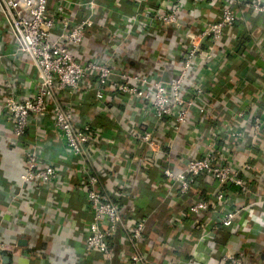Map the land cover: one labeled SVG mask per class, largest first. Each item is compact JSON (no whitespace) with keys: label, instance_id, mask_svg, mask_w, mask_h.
I'll return each instance as SVG.
<instances>
[{"label":"built area","instance_id":"obj_1","mask_svg":"<svg viewBox=\"0 0 264 264\" xmlns=\"http://www.w3.org/2000/svg\"><path fill=\"white\" fill-rule=\"evenodd\" d=\"M240 1L243 0H130V3L127 0H106L107 4L100 6L99 0H0L2 26L14 39L16 52L28 56L37 78L36 89L29 98L18 100L15 96H8L0 100V118L11 124L14 142L23 150L22 183L43 184L58 189L59 171L41 163L47 152L45 150L51 148L46 146L48 148L42 151L44 146L40 143L43 130L47 132L46 127H42L43 121L50 118L49 122L58 133L64 150L62 157L67 156L66 150L72 155L77 166V179L83 188L88 213L87 220H84V252L97 253L105 260L113 258L116 254L110 241L120 227L133 250L129 254L119 255L120 264H145V255L139 252L138 245L146 228L138 216L128 224L122 221L124 209L116 200L118 194L102 184L109 178L99 175L93 164L89 165L88 160L93 155L102 160H108L111 156L116 158V141L109 139L104 143L93 120L87 116L79 120L70 108L71 104L61 102L62 97L68 96L70 99V94L81 97L83 92L88 94L91 91L95 104L88 110L102 112L106 109L109 92L117 93V102L122 107L118 118H126L129 110L138 109L140 105L142 112L151 120L139 126L131 136L132 146H136L134 149L143 152L130 160L135 162L133 166L141 163V167L132 172L125 165L126 168L124 166L120 173L122 182L134 173L147 179L146 172L151 169L153 178L150 186H162L166 202L175 198L174 193L185 196L194 191L196 180L204 182L208 179L211 185L206 186L213 189L216 203H224L226 196V192L218 191L219 188L235 186L240 195L248 199L247 202L255 198L264 207V168L261 172L255 164H234L229 156L222 157L223 150L218 145L222 140L220 135L211 136L206 142L189 136L195 127L191 121L193 111L197 110L204 119L208 117L207 98H216L214 92L222 85L221 78L227 74L220 66H227L228 63L237 66V62L245 64L249 60L234 45L239 39L236 34L231 36L233 43L224 46V36L237 22L236 6ZM119 4L129 10L122 9ZM210 6L218 9L219 18L214 22L197 20L196 13ZM244 6L255 16L264 17V0H246ZM76 10L84 11L85 16L79 21H72L69 11ZM104 10L107 15V19H104L107 23L105 37L118 38L111 46L112 52H118L125 46L123 40L127 38L136 43L141 55L151 50L146 44L148 39L156 37L165 40L152 51L156 52V63L172 67L169 79H160L157 72L149 75L122 70L116 72L113 70L116 69L114 62L122 60L119 56L97 54L95 60L78 58L80 48L88 40L87 34L95 25L102 26L99 15ZM169 39H173L175 47L169 44ZM166 42L169 46L163 52L162 46ZM248 45L243 43V49H247ZM106 46L103 44L102 49ZM219 46L226 48L218 51ZM231 58H235L234 62ZM198 67L210 71L217 68L220 71L212 77L196 75ZM237 105V110L232 111V124L223 133L240 141L239 128L242 127L241 123L244 124L249 110L243 107L242 102ZM251 122V132L263 134V119L254 117ZM183 130L185 141L181 146L184 155L178 159L173 152L177 145L176 138L182 137ZM203 143L206 146L201 151ZM164 150L169 152L166 154L169 164L163 168L159 164L165 155ZM259 184L263 186V195L257 199ZM209 207L208 201L193 197L179 218H198L196 216H201ZM214 221L213 224H216L211 226L206 224V219H200L202 229H198L200 224L189 221L198 232V244L192 253L194 260L198 259V249L209 239L213 230L225 229L228 234L236 229L238 232L250 231L249 221L252 226L259 225V230H262L264 212L253 211L249 206L230 209L224 205ZM2 248L0 244V252ZM218 251L221 264H246L241 243L233 250L219 248Z\"/></svg>","mask_w":264,"mask_h":264},{"label":"crops","instance_id":"obj_2","mask_svg":"<svg viewBox=\"0 0 264 264\" xmlns=\"http://www.w3.org/2000/svg\"><path fill=\"white\" fill-rule=\"evenodd\" d=\"M245 1L238 2L236 6L238 12L236 24L238 27L240 24L247 34L248 40L245 43L249 45L242 51L245 57H249V60L245 64L237 62V66L233 63L232 66L229 63L227 66H220L227 74L221 78L222 85L215 90V92L218 91L217 95L214 92L216 98H207L209 104L206 116L208 117L204 119L197 110H194L191 121L195 127L192 128L193 131L189 136L199 140L203 139V142H206L211 139V136L220 135L222 140L218 145L223 150L222 157L229 156L234 164H255L256 169L263 172L264 131H262L263 134L255 135L250 130V124L254 117H261L264 121V17L252 14L251 10L244 6ZM127 2L130 3V0ZM98 4L106 5L107 2L99 0ZM119 6L125 10L127 8L123 4H119ZM69 14L72 21H79L85 16V12L82 10L69 11ZM99 16H101L102 26L95 25L93 30L87 34L88 40L80 48L78 58L80 60H95L97 54L119 56L122 57V60L114 62L116 72L121 68H125L122 70L124 72L141 75L151 74L150 70L154 72L153 66L159 63H156V52L153 51L165 40L162 38L158 40L156 37L148 39L146 44L151 50L141 55L139 54L140 48L136 46V43L127 38L123 40L126 43L125 46L121 47L118 52H112L111 46L118 38L105 37L107 34V23L104 21L105 18L107 19L106 10L102 11ZM196 16L197 20L211 22L215 19L216 21L219 18V11L215 6H210L198 11ZM2 25L3 22L0 18V100L8 96H15L18 100L29 98L37 86L36 72L33 70L28 56L16 52L14 39ZM237 30L233 27L227 31L224 36L227 46L233 43L231 40L233 34H236L237 37L242 35V32ZM103 44L107 46L102 49ZM259 53L260 55L257 57ZM239 70L241 71L239 72ZM218 71L220 70L217 68L210 71L198 67L195 74L212 77ZM239 77L241 79L237 82ZM210 84L212 85L213 81ZM88 94H91V91ZM69 96L70 99L67 96L60 100L65 105L71 104L70 108L75 112V115H78L79 120L83 116H87L94 123L100 124L97 127L104 143L109 139L116 141L115 146H117L114 147L116 158L111 156L108 160H102L101 157L97 158L93 155L91 160H88L89 165L93 164L99 175L102 174L109 178L106 182L104 181L106 189L115 192L116 189L121 188L124 192L122 196L129 198L138 193L140 183L145 181L150 185L153 172H146L147 179L136 173L125 182L120 179V173L125 165H128L132 172L136 171L135 168H139L136 164L133 166L135 162L127 160V155L129 154L130 157L133 154L131 152H134L138 156L143 152V150L139 149L140 152L134 149L136 146L133 147L131 142V136L138 127L151 121L142 112L141 106L138 105V109L129 110L126 118H118L117 114L119 115L120 109L117 107L118 102L115 98V100L107 101V107L102 112L87 110L82 114V105L86 100L85 95L75 96V98H72L71 94ZM218 98L220 99L218 100ZM89 102L92 104V101ZM238 102H242L243 107L249 110L244 124L241 123L242 127L239 128L240 141L229 138L223 133L226 127L232 124V111L233 109L237 110ZM44 120L47 122L43 121L42 127H46L47 132L43 130L40 135V143H43L44 146L42 151L48 148L46 146L51 148L49 151L45 150L47 152L41 163L59 171L58 189H52L43 184L22 183L23 150L18 148L14 142L11 124L0 118V244L3 247L0 252V264H120L119 255L129 254L133 251L123 237L122 228H120L121 234L118 238L119 244L115 259L105 260L97 253L89 254L82 249L84 220H87L88 213L83 188L79 185L76 175L77 166L67 150V156L62 157L64 150L59 135L52 128L51 122H49L50 118ZM118 130L122 133L120 139ZM184 131H182V137L176 138L177 145L173 153L178 159L184 155L181 146L185 141ZM205 144L203 143V146L200 147L201 151L205 149ZM178 165L180 166V163ZM179 166L173 168H180ZM69 184L70 186H68ZM259 188L257 199L263 195V186L259 184ZM205 189L213 195L212 188L205 187ZM150 192L152 195L148 193L133 199L132 202L128 201L124 208L130 212L138 211L137 216L143 220L145 225V235L148 234L149 240L144 244L142 239L138 245L139 252L145 255V264H221L218 249L233 250L240 243L244 246L246 264H264V228L259 230V225L252 226L250 221L248 222L250 231L246 229L241 231L242 233L237 229L229 234L225 229L213 230L209 239L205 240L198 249V259L194 260L192 256L193 248L198 244V232L195 235L192 234L194 230H197L192 228L195 220L206 219V224L215 225L216 223L213 224L215 216L222 211L224 205L230 209L249 206L253 211L264 212L263 205L258 204L259 200L254 198L247 202L248 199H244L240 195L239 189L225 191L224 203L220 205L215 202L216 208L213 207L214 209L204 212L201 216H196L198 218L191 217L189 220L185 216L179 218L187 209L190 202L189 197L174 193L175 198L165 202L162 186H150ZM181 219L183 220L181 221ZM189 221L193 223L189 224ZM180 223L183 226L180 227ZM199 224L198 229H202L203 224L201 222ZM242 239L247 240L241 241Z\"/></svg>","mask_w":264,"mask_h":264},{"label":"trees","instance_id":"obj_3","mask_svg":"<svg viewBox=\"0 0 264 264\" xmlns=\"http://www.w3.org/2000/svg\"><path fill=\"white\" fill-rule=\"evenodd\" d=\"M122 9H123V7H122ZM126 10H129L128 8H126ZM215 21V19L214 20H212L211 22H214ZM235 28H237L240 32H242V35H240V37H239V39L234 43V45L237 47V48H239V49H243V47H242V44L243 43H245L247 40H248V38H247V34H246V32H245V30L244 29H242L241 28V26H240V24H239V27H238V24H236L235 26H234ZM242 31H241V30ZM237 30V31H238ZM171 38V37H170ZM165 42V41H164ZM169 44L172 46V47H175V43H174V41H173V39H169ZM169 44L166 42V43H164L163 44V46H162V51L164 52L166 49H167V47L169 46ZM224 46H227L226 45V42L224 41ZM222 47V46H219V47H217V50L218 51H221V50H224L226 47ZM174 50V48L171 50V51H173ZM170 51V53H172ZM230 59V58H229ZM234 59L235 58H231V61L232 62H234ZM117 65V64H116ZM152 66V65H151ZM126 68H128V67H126ZM153 68H154V72L152 71V70H150L151 71V74L152 73H156L157 72V76H159V78L160 79H169L170 78V72H171V69H172V67L171 66H167L166 67V65H165V67H164V64H162V65H154L153 66ZM125 70V68H122V69H120V70ZM241 69V68H240ZM113 70H115L116 71V69H113ZM241 70H239V72H240ZM92 93V92H91ZM111 93V94H110ZM83 94L85 95L84 97L86 98V100H85V103L82 105V111H81V113L82 114H84L89 108H90V106L92 107L94 104H93V102H92V104H91V102H89V101H92V95L91 94H87V93H85V92H83ZM110 94V95H109ZM109 94H108V99H107V101H109V100H115V98L116 97H118L119 98V96L117 95V93H113V92H109ZM72 98H75V94H73L72 95ZM84 99V98H83ZM82 99V101H84ZM81 101V102H82ZM108 105H110L109 103H108ZM106 107H107V103H106ZM117 107L120 109V111L122 110V107L119 105V104H117ZM96 124V123H95ZM96 125H98V124H96ZM100 125V124H99ZM98 125V126H99ZM117 133L119 134L118 135V137H119V139L121 138L120 137V135L122 134L119 130L117 131ZM164 152V156L162 157V159H161V161H160V166H162L163 168L164 167H168V164H169V161H168V159L166 158V154L167 153H169L168 152V150H164L163 151ZM131 153H133L134 154V152H131ZM131 154L130 155V157H129V154L127 155V160H130V159H132L134 156H136V154ZM137 167H141V163H139V164H137L136 165ZM147 172H152V170L150 169V170H147ZM102 175V174H101ZM101 180H102V178L100 177V182H101ZM102 184L104 185V182H102ZM196 185H197V187L195 188L196 190H194V191H190L187 195H185V197L187 196V197H189L190 198V201L193 199V197H199V198H201V199H203V200H206V201H208L209 202V206L210 207H214V208H216L217 206L216 205H214L215 204V197L212 195V194H210L206 189H205V187L207 188V186L206 185H211L210 184V182H209V180L208 179H206L204 182H202V180L201 179H199V180H196ZM139 188H138V193H135V196L133 195V197H129V198H127V197H121L120 195H123V190L121 189V188H118V189H116V191H115V193H117L118 194V198H116V200L118 201V203L120 204V207L121 208H125L126 207V205H127V202L128 201H133V199H135V198H137V197H142V195H145V194H148V193H150L149 195H152V192H150V185L149 184H146L145 182L144 183H140L139 185ZM104 187H105V185H104ZM76 188V187H75ZM106 188V187H105ZM231 190H233V191H237L238 190V187H235V186H229V187H221V188H219L218 189V191H222V192H225V191H231ZM212 193V192H211ZM138 194V195H137ZM153 196H154V192H153ZM189 204V203H188ZM187 207H188V205H187ZM209 207V209L207 210V211H209L210 209H212V208H210ZM213 208V209H214ZM186 211V210H185ZM137 214H138V211H136V212H130L129 210H126V209H124L123 210V212H122V221L124 222V223H130L131 221H132V219L133 218H135V217H137ZM187 219H191V217H189L188 216V218ZM187 219H186V221H187ZM199 222H200V219L198 220H195V224H198L199 225ZM121 231H120V227L118 228V230H117V233H116V236L110 241L111 242V247L114 249V252H115V254H116V252H117V249H118V247H117V245L119 244V234H121L120 233ZM193 235H195L196 234V230H194V232L192 233ZM143 240H144V244H146V242H148V240H149V236H148V234L147 235H145L144 234V236H143ZM221 244V243H220ZM219 244V245H220ZM115 256L116 255H114V259H115Z\"/></svg>","mask_w":264,"mask_h":264}]
</instances>
